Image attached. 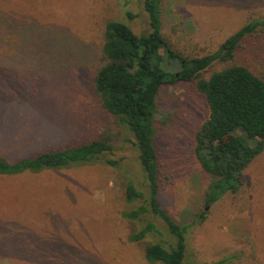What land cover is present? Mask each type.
<instances>
[{
	"label": "rangeland",
	"instance_id": "1",
	"mask_svg": "<svg viewBox=\"0 0 264 264\" xmlns=\"http://www.w3.org/2000/svg\"><path fill=\"white\" fill-rule=\"evenodd\" d=\"M144 1L0 0V156L16 161L101 137L113 147L94 164L0 176V262L150 264L147 244L174 242L160 218L125 216L143 204L127 201L128 183L148 196L147 181L133 133L93 90L107 23L147 35ZM253 20H264V0L161 2V32L185 59L216 55ZM254 44L257 51L242 61L264 78V32L248 47ZM228 65L216 60L201 78ZM208 115L196 81L160 91L158 201L178 223L196 222L184 264H264V152L245 170L238 194L207 206L209 176L196 158L195 136ZM149 222L157 232L131 242Z\"/></svg>",
	"mask_w": 264,
	"mask_h": 264
},
{
	"label": "trees",
	"instance_id": "2",
	"mask_svg": "<svg viewBox=\"0 0 264 264\" xmlns=\"http://www.w3.org/2000/svg\"><path fill=\"white\" fill-rule=\"evenodd\" d=\"M161 2L144 1L151 30L147 35L138 36L121 22L107 23L102 47L104 63L93 78V90L103 109L133 133L147 181L148 196L128 183L127 201L142 200L143 204L125 216L142 220L144 215L152 214L164 222L173 237L174 242L168 247L147 244L144 247L146 261L184 264L186 236L196 222L178 223L158 201V97L166 86L196 81L209 110L208 118L195 136L196 158L209 176L205 204L212 206L226 195L238 194L244 185L245 170L264 152V78L254 74L242 61L246 52L257 51L259 45H248L264 32V20L247 22L221 44L216 55L185 59L171 50L161 32ZM216 60L229 65L209 79L201 78ZM112 150L110 141L101 137L64 149L41 151L16 161L0 156V176L94 164L105 159ZM153 232L157 229L149 222L132 235L130 241H143Z\"/></svg>",
	"mask_w": 264,
	"mask_h": 264
},
{
	"label": "crops",
	"instance_id": "3",
	"mask_svg": "<svg viewBox=\"0 0 264 264\" xmlns=\"http://www.w3.org/2000/svg\"><path fill=\"white\" fill-rule=\"evenodd\" d=\"M0 264H11V263H7V262H0Z\"/></svg>",
	"mask_w": 264,
	"mask_h": 264
}]
</instances>
